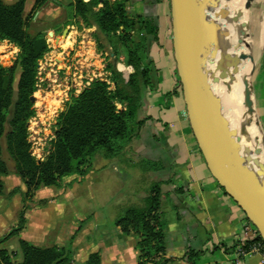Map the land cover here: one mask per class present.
<instances>
[{
	"label": "trees",
	"instance_id": "trees-1",
	"mask_svg": "<svg viewBox=\"0 0 264 264\" xmlns=\"http://www.w3.org/2000/svg\"><path fill=\"white\" fill-rule=\"evenodd\" d=\"M27 1L6 4L0 0V41L20 50L13 65H0V197L6 189L4 178L12 174L4 158L6 152L14 162V174L26 188L23 203L32 200L42 188L61 187L64 179L75 175L85 178L96 156L107 160L122 158L139 138L143 122L138 120V114L146 90L154 85L155 66L150 50L158 40L159 30L154 19L128 10L130 0H72L68 5L71 19L81 28H90L97 42L106 41L113 48L107 68L114 90L106 82L95 80L73 97L59 117L48 158L38 163L28 141V122L35 114L30 98L37 89L38 66L49 51V34L44 30L32 34L29 29L36 14L52 0H36L26 16ZM68 25L72 23H65V28ZM113 40L119 43L124 60L113 47ZM142 165L144 171L150 172L165 168L159 162L145 161ZM18 193V189L13 190L9 197ZM162 198V183L154 182L141 206L128 208L116 219L124 236L135 235L139 239L137 264L165 263L156 261L166 253L168 222L163 219ZM25 209L17 227L0 239V245L25 229ZM255 241L264 243L258 232ZM72 246V241L62 247H43L20 239L19 252L0 248V264H76ZM198 258L199 254H195L190 261ZM81 264H103L102 255L90 253Z\"/></svg>",
	"mask_w": 264,
	"mask_h": 264
},
{
	"label": "crops",
	"instance_id": "crops-1",
	"mask_svg": "<svg viewBox=\"0 0 264 264\" xmlns=\"http://www.w3.org/2000/svg\"><path fill=\"white\" fill-rule=\"evenodd\" d=\"M6 1L9 4L15 3H11L14 0H4L6 4ZM35 1H27L26 16L30 14ZM248 1L251 2L249 10L253 5L256 10L252 16L255 20V42H258L259 36L261 38L256 49L258 54L254 71L256 78L261 79L260 88L255 92V112L261 120L264 116V0H246V3ZM71 2L52 0L36 14L34 22L38 16L54 18L63 10L66 11V6ZM54 3L58 4L56 11H48ZM128 10L154 19L159 28L158 40L150 50L155 66L154 85L146 90L138 114V120L143 122L140 136L123 156L130 160V165L150 161L165 166L159 172H142L150 186L154 182L162 183L163 219L168 222L166 253L157 257L156 261L163 260V264H264V256L261 254L238 257L237 247L245 239V228L249 222L239 206L210 174L190 128L174 59L169 0H130ZM71 27L74 25H68L63 32L70 28L68 35H71ZM70 43L67 37L63 47ZM116 162L118 159L107 160L98 156L96 167L103 170L111 165L116 170ZM90 176L96 177V174ZM135 179L138 181L139 178ZM145 197L139 189L132 187L130 205L141 204ZM120 237L127 240L121 234ZM128 239L130 245L125 255L129 256L130 251V257L127 263L119 260L122 255L119 247L115 248L114 243L109 241L97 246L99 250L93 252L101 253L103 264H137L136 245L139 239L135 235H130ZM89 249L90 245L85 246L86 251ZM90 251L88 255L93 253ZM195 254H199V258L195 262L190 261V257Z\"/></svg>",
	"mask_w": 264,
	"mask_h": 264
},
{
	"label": "rangeland",
	"instance_id": "rangeland-1",
	"mask_svg": "<svg viewBox=\"0 0 264 264\" xmlns=\"http://www.w3.org/2000/svg\"><path fill=\"white\" fill-rule=\"evenodd\" d=\"M68 1L64 0V2ZM13 2H16V0L11 3ZM240 4L235 5V12L237 11L236 13L245 20L247 24H245L246 34L255 38L256 33L253 28L255 20L252 17L256 13L255 6L253 5L248 11L246 10V0H241ZM66 7V11L63 10L61 14L54 18L44 15L38 16L36 22L33 21L29 32L35 34L38 31L44 30L49 34L50 45H56L62 37L61 31L65 28V23H72L74 25V27H71L73 33L69 35L72 39L77 40L84 36L87 40L94 43L96 51L101 55V59L105 60L106 70L108 71V57L112 56L113 48L109 47L106 41L97 42L90 28L84 26L81 28V26L75 23V20H72L71 14H69L70 9L68 6ZM57 8L58 4L54 3L48 11L54 9L56 11ZM54 24L56 26H53ZM217 29L219 30V27ZM260 42L261 38L259 36V44ZM113 43V47L119 51L121 59L124 60V53H122V49L120 50L119 43L116 40H113ZM69 47H71V43L64 48L70 49ZM252 47L253 60H255L258 54L255 39ZM19 51L14 45L3 42V45L0 47V53H2V55L0 54V65L5 67L13 65ZM251 66H253L250 72L252 74L255 69V63L253 62ZM249 69L245 71V76L249 72ZM19 74L20 71L18 70L17 79ZM259 80L261 79L259 78ZM259 80L253 73L254 93L260 88ZM110 90H114V87L110 86ZM33 96L36 97L35 93ZM73 97L76 96H72L71 99ZM258 119V125L264 134V116H262L261 120L260 117ZM58 120L59 117L55 124L56 127L52 126L51 129L38 130L36 127L31 130L29 129L28 139L32 143L31 155L38 163L44 162L52 150V143L54 141H52V136L56 134L58 129ZM39 125L43 126L41 122ZM4 158L7 160L12 174L4 178L6 189L5 193L0 197V239L17 227L24 208H26V226L20 235L14 236L1 244L0 248L7 249L10 253L19 252L20 239L29 240L33 244L43 247H62L70 244L72 241L75 262L76 264H81L86 259L90 250V252L97 251L99 250L96 249L97 246H101V244L109 241L114 243L115 248L119 247V252L122 254L119 260L124 261V263L129 261L130 251L129 256L125 255V253L128 250V245H130V239H128L130 236H124L122 230L116 226L115 222L130 206H134L130 205V191L132 187L137 190L139 189L140 194L144 193L146 196L148 195L150 183L142 174L144 171L142 164L130 165V160L122 157L115 164L116 170L111 165L106 169L100 170L96 167V156L93 160L92 170L85 178L82 179L75 175L64 179L61 182V187L42 188L36 192L32 200L30 199L26 203H23L22 195L26 191V188L19 177L14 174V162L6 152ZM92 173L96 174V177L90 176ZM132 175L135 178H139L138 181ZM89 177L92 178L89 179ZM73 182L75 183L71 186ZM16 189L20 193L12 198L9 197V194ZM142 203L135 206H141ZM120 234L125 239L127 237V242L120 237ZM87 245H90L91 249L89 251L85 250V246Z\"/></svg>",
	"mask_w": 264,
	"mask_h": 264
},
{
	"label": "water",
	"instance_id": "water-1",
	"mask_svg": "<svg viewBox=\"0 0 264 264\" xmlns=\"http://www.w3.org/2000/svg\"><path fill=\"white\" fill-rule=\"evenodd\" d=\"M228 1V0H224ZM174 59L186 104L188 120L207 168L224 192L233 199L264 241V170L262 150H254V180H250L234 158L220 124V104L214 92L218 77L212 67L205 42L200 0H169ZM221 3V0H217ZM251 2L246 3L249 10ZM247 25V24H246ZM67 28L61 37H68ZM255 71V69H254ZM244 82L249 114L255 116L252 75ZM35 103V97L30 98ZM260 124V122H259ZM261 126V125H260Z\"/></svg>",
	"mask_w": 264,
	"mask_h": 264
},
{
	"label": "bare ground",
	"instance_id": "bare-ground-1",
	"mask_svg": "<svg viewBox=\"0 0 264 264\" xmlns=\"http://www.w3.org/2000/svg\"><path fill=\"white\" fill-rule=\"evenodd\" d=\"M240 2L200 0L206 48L218 77L214 92L221 108L220 124L230 142L234 158L252 181L254 172L259 169L253 163L257 147L262 150L260 160L264 170V134L258 125L256 112L255 116H251L245 101L247 88L244 82L251 75L254 66L251 65L255 63L252 54L255 38L246 34V22L235 12V5ZM258 44L259 39L256 49ZM247 69L249 72L245 76Z\"/></svg>",
	"mask_w": 264,
	"mask_h": 264
},
{
	"label": "built area",
	"instance_id": "built-area-1",
	"mask_svg": "<svg viewBox=\"0 0 264 264\" xmlns=\"http://www.w3.org/2000/svg\"><path fill=\"white\" fill-rule=\"evenodd\" d=\"M68 38L71 42L70 49L63 47L66 39L59 40L56 45H50L51 40L48 39L49 51L44 55L37 70L35 115L28 123V132L34 127L44 130L55 126L57 118L65 111L71 97L80 95L93 81L101 80L114 87L109 78L111 75L106 70L105 60L101 59L94 43L84 36L78 40L69 35ZM1 45L3 42L0 41V47ZM40 122L43 126L39 125ZM55 137L54 134L52 141ZM28 141L31 143L30 139ZM245 235L244 241L237 247L238 257L244 258L250 254L264 256V243L255 241L257 230L250 222L245 228ZM245 242L248 244L243 245Z\"/></svg>",
	"mask_w": 264,
	"mask_h": 264
}]
</instances>
